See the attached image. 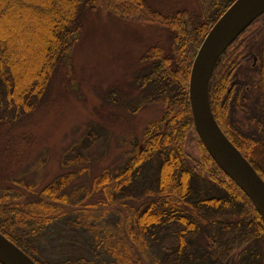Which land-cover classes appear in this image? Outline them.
Segmentation results:
<instances>
[{
  "label": "trees",
  "instance_id": "trees-1",
  "mask_svg": "<svg viewBox=\"0 0 264 264\" xmlns=\"http://www.w3.org/2000/svg\"><path fill=\"white\" fill-rule=\"evenodd\" d=\"M232 1L211 0L207 14L190 21V27L187 12L165 17L150 11L145 0H0V122L12 121L35 106L53 68L76 40L83 7L169 28L167 52L153 46L135 77L144 98L162 103V114L146 125L141 141L133 144L121 166L113 173L104 169L93 179L96 189L110 187V199L137 202L133 208L124 205L133 224L130 234H135L130 239L152 264H264L261 217L207 153L187 98L193 56ZM260 19L261 37L253 42L254 35L245 34ZM254 21L217 58L208 96L219 127L264 180V13ZM254 45L255 55L250 53ZM192 139L195 155L187 152ZM72 152L67 163H79L81 155ZM74 175L59 174L39 190V198L22 206L0 205V232L37 264H131L135 251L120 242L108 246L114 261L101 258L99 242H89V254L68 253L57 263L43 262L25 245L34 237L30 234L40 228L41 235L62 217L58 204L67 203L66 189ZM148 245L158 251L157 257L147 256Z\"/></svg>",
  "mask_w": 264,
  "mask_h": 264
},
{
  "label": "rangeland",
  "instance_id": "rangeland-1",
  "mask_svg": "<svg viewBox=\"0 0 264 264\" xmlns=\"http://www.w3.org/2000/svg\"><path fill=\"white\" fill-rule=\"evenodd\" d=\"M145 1L150 11L165 17L187 12L191 27L190 21L207 14L211 0ZM79 21L76 40L53 68L35 106L12 121L0 122V205L22 206L39 198V190L54 177L73 172L68 201L58 204L64 214L41 235L36 227L37 234H30L34 237L25 245L43 262L57 263L68 253L89 254V242H99L101 258L112 260L108 246L120 242L135 251L131 264H150L130 239L135 234H130L133 224L124 205L133 208L137 202L110 199V187L96 189L93 179L104 169L113 173L121 166L133 144L141 141L146 125L162 114V103L144 98L135 77L153 46L167 52L171 32L161 23L123 19L99 8L83 7ZM261 21H254L245 34L252 33L253 42L261 37ZM250 53L255 55V45ZM191 142L187 152L195 155V141ZM74 149L82 160L69 164L66 159ZM261 164L264 168V157ZM21 230L29 232L27 227ZM148 246L147 256L157 257L158 251Z\"/></svg>",
  "mask_w": 264,
  "mask_h": 264
},
{
  "label": "water",
  "instance_id": "water-1",
  "mask_svg": "<svg viewBox=\"0 0 264 264\" xmlns=\"http://www.w3.org/2000/svg\"><path fill=\"white\" fill-rule=\"evenodd\" d=\"M262 13L264 0H233L220 14L194 55L187 98L193 126L207 153L244 192L264 224V180L221 130L208 96V82L217 58ZM0 264L37 263L0 232Z\"/></svg>",
  "mask_w": 264,
  "mask_h": 264
}]
</instances>
